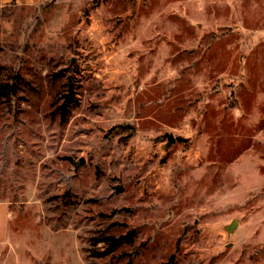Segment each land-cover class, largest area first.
I'll list each match as a JSON object with an SVG mask.
<instances>
[{
    "label": "rangeland",
    "instance_id": "374dc122",
    "mask_svg": "<svg viewBox=\"0 0 264 264\" xmlns=\"http://www.w3.org/2000/svg\"><path fill=\"white\" fill-rule=\"evenodd\" d=\"M8 70L0 264H264V0L1 1Z\"/></svg>",
    "mask_w": 264,
    "mask_h": 264
},
{
    "label": "trees",
    "instance_id": "16d2710c",
    "mask_svg": "<svg viewBox=\"0 0 264 264\" xmlns=\"http://www.w3.org/2000/svg\"><path fill=\"white\" fill-rule=\"evenodd\" d=\"M22 79L21 74L19 72L17 73H11L9 70L6 73V75H0V103L3 105H6L8 101L12 98V96L17 95V91L19 88L20 80ZM69 98V94L67 95ZM69 99H65L62 104L58 107H60L62 110V113L65 112V105L68 102ZM132 230H130L127 233V237H131ZM124 236L116 237L111 234H101L99 236H95L93 238V243H98L100 241L107 242V249L106 251H110L112 247L115 245L116 241L121 239ZM103 252V251H102Z\"/></svg>",
    "mask_w": 264,
    "mask_h": 264
},
{
    "label": "crops",
    "instance_id": "0c3cea01",
    "mask_svg": "<svg viewBox=\"0 0 264 264\" xmlns=\"http://www.w3.org/2000/svg\"><path fill=\"white\" fill-rule=\"evenodd\" d=\"M4 2H10L11 0H0ZM15 1V0H13ZM17 2H32L33 0H16ZM11 211L9 210L8 204L0 200V241H5L8 235V223Z\"/></svg>",
    "mask_w": 264,
    "mask_h": 264
},
{
    "label": "water",
    "instance_id": "95a60500",
    "mask_svg": "<svg viewBox=\"0 0 264 264\" xmlns=\"http://www.w3.org/2000/svg\"><path fill=\"white\" fill-rule=\"evenodd\" d=\"M166 137H167V142L165 143L164 147H167L174 140V135L171 132H167ZM236 223H237L236 219H233L229 224L225 226L226 230L230 232L236 226Z\"/></svg>",
    "mask_w": 264,
    "mask_h": 264
}]
</instances>
